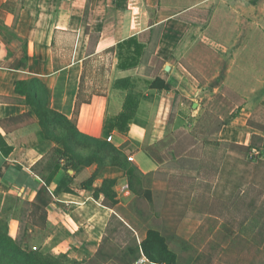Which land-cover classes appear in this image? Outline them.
<instances>
[{"label":"crops","instance_id":"1","mask_svg":"<svg viewBox=\"0 0 264 264\" xmlns=\"http://www.w3.org/2000/svg\"><path fill=\"white\" fill-rule=\"evenodd\" d=\"M132 37L141 45L139 61L123 69L119 54L132 55L135 46L119 44ZM126 78L140 102L136 121L121 133L106 122L123 110L128 91L116 82ZM222 86L241 102L215 132L219 145L228 146L220 163L212 166L211 152L205 159L169 152L163 143L177 98L199 106L195 116L205 89ZM58 116L134 163L148 205L159 204L158 215L153 212L159 224L147 231L174 236L188 247L197 238L217 246L216 254L228 252L237 236L216 239L228 221L208 205L264 189V0H0V196L18 206L7 216L9 234L19 239L23 211L33 218L48 178L46 166L59 165L47 187L45 226L28 225L31 242L55 256L84 254L100 246L115 214L99 192L104 181L114 182L118 206L127 207L142 193L131 188L120 162L85 163L83 145L59 141ZM67 147L74 151L63 154ZM65 172L79 193L56 192ZM91 176L92 186L83 190L81 183ZM196 251L189 264L205 257L217 264L215 255ZM227 252L223 260H232L235 255ZM262 252L261 246L260 258Z\"/></svg>","mask_w":264,"mask_h":264},{"label":"rangeland","instance_id":"2","mask_svg":"<svg viewBox=\"0 0 264 264\" xmlns=\"http://www.w3.org/2000/svg\"><path fill=\"white\" fill-rule=\"evenodd\" d=\"M96 73L98 76L102 75L101 70H96ZM102 86L107 88V85ZM240 102V97L225 86H222L217 92H212L207 88L203 93V97L199 98V103L202 105L201 111L194 116L192 110L198 109L199 106L193 109L191 103L177 98L174 106L171 128L163 146L169 148V152L171 153H174L175 150L177 153L186 152L187 155H202L204 159L209 152H211L213 156L212 166L218 165L223 151H225L228 146L225 144L214 145L216 143L215 132L225 120L229 119L234 114L235 111L233 112V110H236V105ZM210 142H213L210 148L204 149L205 143ZM170 148H174V150ZM165 150L167 151V149ZM107 155L109 157L113 156L109 153H107ZM128 162L132 164H129L130 166H135L131 160L128 159ZM50 167L51 166L47 165L45 168L47 177L50 173ZM210 170L211 168L209 167H203V171L206 173H209ZM65 174L66 172L62 174L63 177H59L60 179L55 187L56 189L66 176ZM134 174H137L138 179L142 177L139 171H136ZM65 178L67 179V186L71 180L68 176ZM143 181L145 186L147 182L146 177H143ZM76 186L77 187L74 186V188L78 190L80 187L79 185ZM135 186L139 188V184ZM145 194L146 191L143 189L141 197H137L135 201L131 202L127 207L118 206L117 202L114 203L113 200H108L107 204L109 203L115 207V214L109 223L107 233L99 247L89 246L90 251L84 254L69 252L56 256L61 258V256L65 255L70 260H74V264H138L139 258L146 256L145 252L142 250V242L147 235V229L152 226L157 228L159 224V221L156 222L155 219H153L155 218L153 212L158 215L159 204L148 205L145 200ZM238 199V201L233 200V202L227 206L223 202L215 201L212 202V205H208V208L211 207L223 221H230L233 224L232 227L234 229L229 227L223 228V230L222 227L218 229L217 234H215L218 241H221V237L222 239L230 238L233 233L238 232V234L235 233L237 238L233 239L235 241L230 249H228L229 255H235V257H232V260L230 256H228L227 261L223 260L227 252L226 248L224 249V251H226L224 254H216L220 252L217 246H211L210 243L199 244L197 243V238H194L192 241L197 245L188 247L185 243L181 242L180 239L169 236L168 241L171 243V248L181 254L183 258L192 254L195 255L197 253L196 249L200 252L199 254H204L205 256L215 255L218 261L214 262L217 264H264V256L261 258L258 256L259 247H264V195L260 197V194L253 191L247 195H242V197ZM203 206L206 207L205 204ZM17 207L18 206L11 198L0 196V216L7 218L9 212H12L13 208ZM19 208L21 211L26 210V206H19ZM19 208L17 210H19ZM25 213L26 212L23 211L24 217L21 225V235L18 241L31 250H41L39 247L34 248L37 244L33 243L34 240L31 242L32 239L30 238L31 234L28 227L31 222L33 223L34 220L38 221V219L29 218L27 213ZM247 218L250 222L245 226L250 225V227H243L242 230L241 225L246 223ZM254 219H258L259 223H251ZM246 242H248V244H245ZM42 252L50 254L47 251L42 250ZM261 255H264V253ZM148 260V264H157L152 262L149 258ZM238 260L241 261L238 263ZM202 261L203 260L197 262V264H209L203 263ZM181 263L186 264L184 260H182Z\"/></svg>","mask_w":264,"mask_h":264},{"label":"trees","instance_id":"3","mask_svg":"<svg viewBox=\"0 0 264 264\" xmlns=\"http://www.w3.org/2000/svg\"><path fill=\"white\" fill-rule=\"evenodd\" d=\"M135 46L134 52L132 55L129 56H122L119 54V67L126 68L134 66L139 61L140 56V49L141 45L138 44L137 39L135 37L129 38L119 44V48L123 49L125 47L130 48L131 46ZM116 85L121 89L127 90L128 94L124 101L123 110L120 112L119 115L115 116L114 118L108 120L106 122L107 127L112 130L116 129L121 133H126L129 130L130 125L136 121V111L137 107L140 102V97L135 93L134 87L130 82L129 78L118 80ZM57 127H59L62 133V138L58 136V140H63L64 143L71 142L69 140H73L72 142L77 145H83L84 149L87 152V156L83 158L85 163H91L93 161L99 160L100 163L105 162H120L123 167L127 170L129 175V181L131 188L140 195L142 193V179L141 177L138 179L137 174H134L136 171H139L136 166H130L126 163V160L121 156L122 154L118 149H116L113 145L104 142L102 140L93 139L90 137H85L81 135L75 125L71 123L66 117L58 116L56 119ZM222 125V124H221ZM221 127V126H220ZM219 127V128H220ZM213 143V142H212ZM217 144H220L216 141ZM2 146V145H0ZM3 149V147H2ZM81 150V149H80ZM72 148H65L63 154L68 152H73ZM77 151V150H75ZM62 153V151H60ZM60 152H58L60 154ZM113 155L109 157L107 155ZM116 153V154H115ZM264 156V150L260 152ZM107 155V156H105ZM119 157V158H118ZM109 158V159H108ZM50 166V165H49ZM76 166V165H75ZM60 169L59 165H52V170L48 175V178L43 186V188L38 192L35 200V208L32 211L31 215L33 219H38V221H33V224L36 226L43 227L46 223V207L49 204L50 196L47 193V187L49 186L51 179ZM64 178L59 187L56 189V192L60 190L78 193L77 190L71 186V181H69L68 185L66 186L67 179ZM94 177L91 176L87 180L81 183V188L86 190L92 186ZM112 180H105L103 186L99 189V192H102L105 195L106 200H114L115 193L111 191V187L113 185ZM70 184V185H69ZM139 184V188L135 185ZM257 194H260V197L264 195V189H256L251 188ZM252 191V192H253ZM242 196L235 197L234 200L238 201V198ZM233 202V201H232ZM229 203H225V205H229ZM255 224H258L259 220H255ZM228 227L234 229L232 227V222L228 221ZM242 226V225H241ZM240 226V227H241ZM232 232V231H231ZM230 232V234H231ZM263 232V231H262ZM233 233V232H232ZM236 233V232H235ZM233 233L231 236L235 235ZM228 240L229 238H224L223 240ZM239 240H241L239 238ZM142 250L145 252L146 256L152 261L157 264H182V260L185 261L186 264L191 263L192 256L181 258L179 253L175 250H172L168 244V237L163 236L158 230L156 229H149L147 231V235L142 242ZM203 263H209L210 257H205L202 259ZM201 261V260H200ZM0 264H74V260H70L65 255L60 257L54 256L52 254H47L42 252V250H31L30 248L23 246L18 240L13 238L9 234V222L8 218H4L0 216Z\"/></svg>","mask_w":264,"mask_h":264},{"label":"built area","instance_id":"4","mask_svg":"<svg viewBox=\"0 0 264 264\" xmlns=\"http://www.w3.org/2000/svg\"><path fill=\"white\" fill-rule=\"evenodd\" d=\"M111 139V138H108ZM131 159V158H130ZM127 188V186H125ZM149 260L146 256H142L141 258H139L138 260V264H148Z\"/></svg>","mask_w":264,"mask_h":264},{"label":"water","instance_id":"5","mask_svg":"<svg viewBox=\"0 0 264 264\" xmlns=\"http://www.w3.org/2000/svg\"><path fill=\"white\" fill-rule=\"evenodd\" d=\"M194 106H196V103H194Z\"/></svg>","mask_w":264,"mask_h":264}]
</instances>
